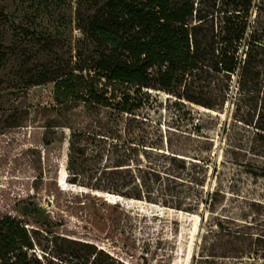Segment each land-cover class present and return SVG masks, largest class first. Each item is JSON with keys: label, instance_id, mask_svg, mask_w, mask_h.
<instances>
[{"label": "rangeland", "instance_id": "1", "mask_svg": "<svg viewBox=\"0 0 264 264\" xmlns=\"http://www.w3.org/2000/svg\"><path fill=\"white\" fill-rule=\"evenodd\" d=\"M122 1L0 0V218L15 216L95 243L126 264H264V132L255 124L264 101L257 100L253 124L245 123L250 103L246 91L237 90V77L228 81L221 111L153 90L137 113L135 124L151 139L184 143L181 153L189 159L196 151L212 158L204 188L212 196L197 211L68 182L71 133L128 117L84 103L58 106L55 81L94 68L102 51L113 49L121 33L106 20L130 17ZM252 21L264 39V0H256ZM223 83L215 77L212 91ZM195 125L209 141L194 137ZM26 208L31 214L24 215Z\"/></svg>", "mask_w": 264, "mask_h": 264}, {"label": "trees", "instance_id": "2", "mask_svg": "<svg viewBox=\"0 0 264 264\" xmlns=\"http://www.w3.org/2000/svg\"><path fill=\"white\" fill-rule=\"evenodd\" d=\"M125 14L114 23L121 37L102 51L94 68L71 71L55 81L58 106L84 103L127 116L111 125L73 131L69 138L68 182L97 193L192 212L212 194L204 191L212 158L199 151L189 159L184 143L153 140L135 124L144 97L158 90L208 110L225 108L231 77L250 103L252 125L258 98L264 39L252 21L256 0H123ZM220 76L227 84L212 91ZM103 78L105 83L97 78ZM116 85L125 87L119 93ZM197 94V95H195ZM264 106V104L262 105ZM264 132V112L256 115ZM197 139L209 141L202 125ZM186 139V137H184ZM212 171L215 178L217 168ZM24 215L31 214L26 208ZM0 264H126L97 244L0 218Z\"/></svg>", "mask_w": 264, "mask_h": 264}]
</instances>
